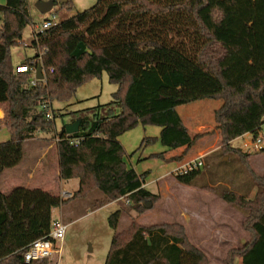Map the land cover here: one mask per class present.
Listing matches in <instances>:
<instances>
[{
	"label": "trees",
	"instance_id": "16d2710c",
	"mask_svg": "<svg viewBox=\"0 0 264 264\" xmlns=\"http://www.w3.org/2000/svg\"><path fill=\"white\" fill-rule=\"evenodd\" d=\"M0 17V129L9 134L0 142V173L22 160L25 140L39 132H55L54 110L53 119H45L43 101H69L78 86L102 72L117 85L109 102L69 111L73 122L80 120L79 130L65 136L62 127L56 137L60 179L79 181L69 198L22 186L7 194L0 191V264H49L48 258L25 263L23 253L30 243L47 236L52 209L72 198L98 191L101 198L95 208L120 198L137 214L151 208L160 195L145 187L149 171L137 173L127 164L118 138L137 126L159 127V135L143 136L135 151L159 141L165 150L147 158L180 164L204 133L192 134L176 108L204 99L222 101L214 112L221 144L216 159L236 154L250 183L245 191L237 179L201 184V167L175 178L217 194L244 216L242 226L249 239L228 252L226 264H264V174L250 167L252 153L230 145L246 133L255 141L264 124V0H95L92 7L55 27L33 33L34 55L19 64H41L44 79L34 83L30 71H15L11 57V48L23 44L22 31L32 20L27 0H5ZM112 27L161 28L178 38L196 33L202 43L191 60L152 39L107 45L87 40ZM73 138H80L79 143L72 144ZM178 148L183 151L171 154ZM121 214L118 209L109 215L113 230ZM104 264H207V258L189 242L182 225L146 226L132 219L127 228L114 232Z\"/></svg>",
	"mask_w": 264,
	"mask_h": 264
},
{
	"label": "rangeland",
	"instance_id": "374dc122",
	"mask_svg": "<svg viewBox=\"0 0 264 264\" xmlns=\"http://www.w3.org/2000/svg\"><path fill=\"white\" fill-rule=\"evenodd\" d=\"M38 1L47 0H27L32 20L31 23L27 24L22 31L23 44L11 48V57L14 63L25 56L31 57L34 55L35 51H33V48L30 47V43L31 39L33 38L35 26L41 25V23L45 19H52V17L55 22H60L61 20L70 17L76 14L77 12H81L85 9L92 7L95 3V0H69L71 5L65 7L61 5V3L66 0H54L56 4L51 8L50 11L46 13H41L35 6ZM4 3L5 0H0V4ZM115 28L112 27L110 30L95 32L87 36V40L94 44L107 45L130 40L152 39L179 50L183 55H185L191 60H195L196 52L202 43V39L196 33H187L188 35L185 34L183 37L178 38L172 35L167 30L161 28L140 29L134 31H120L116 30ZM78 32L82 33L81 30H79ZM116 88L117 85L110 82L107 74L105 72H102L100 76L91 78L88 81L82 83L80 86H78L74 96L69 101H53L52 108L55 113L54 131H59L62 126L69 124V122H73L72 117L70 116V114H68L69 111H75L79 109L93 107L97 104L107 103L111 100L112 93L116 90ZM205 101H208L207 103H210V105L214 104V107H212L211 111L212 117L213 109L221 103L220 100L208 99L184 104L180 106L178 112L182 113L184 108L193 107L194 105L204 103ZM2 115L3 112L0 111V117ZM206 119H208L207 122L210 121V118L208 116ZM153 127L155 126H149V129L145 130L142 126H137L136 128L123 134L122 137H127L126 144H123L126 148H124L126 153L124 159L128 165L130 159L134 160L132 162V166L135 165V162L139 161V155L143 152L144 149H140L138 151L135 150L139 146L143 136H154L150 133L151 129H154ZM2 133L3 132L1 130L0 141H2ZM141 133H143V136H141ZM5 135L7 137L6 132ZM56 135V132H53V134L50 136L51 139L56 138ZM259 138V145L261 147L260 149H262L264 148V124H262L261 129L259 130ZM158 142L159 141L145 148L153 146ZM253 142L254 140L252 138V135L250 133H246V135L244 136L235 138L232 141L231 145L234 147H240L242 151L252 153L251 156L253 157L251 159V156L248 158V163L250 167L258 174H264V152L257 153L258 151H256L252 146ZM23 148L24 162L22 164V167L17 171V174H14L12 176V178L8 182V185L5 188H8L12 185H21L32 188L33 186H35L40 176L44 177L47 175L46 172H42V164L39 163H43L48 159L50 160L53 151L48 153L47 159H43V161H39L38 163H36V155L34 156V158H30L31 154L30 148H28V143L24 144ZM201 154H203V156L205 155L207 158L204 162V165L201 167V174L197 178L198 183L215 186L218 184L217 181L234 183L237 179L242 182V187L245 191L246 185L248 184V182L250 183V178L241 160L236 154L230 153L217 159L215 157V152L208 154V152L204 150L201 152ZM205 156L202 158V160H204ZM192 158L194 159V156L190 158L186 157L181 163H185L186 161L191 160ZM48 162L50 163V161ZM141 162L143 161L140 160L138 163ZM149 164H151V162ZM173 165L166 164L161 169H156L154 166H150L153 173L152 176H148V174L146 179L152 180V182L148 185L147 188L153 193H159L158 186L153 181L154 178L156 176H159L160 174H163L164 172H167L168 174H170L171 172L172 173L170 176L165 175V179L162 176L161 185H168L164 191V199L160 200L161 195L159 193L160 198L153 204L151 208L144 211L143 213H138V215L145 213L138 219L134 218V214L130 210V205H128L125 200H118L110 205H102L100 207L95 208L94 204L96 202V199L101 198V193L98 191L91 192L85 198H72L68 200L64 205L60 207H55L52 210L51 216L58 217L59 210L63 211V216L61 217V220L65 224L66 228L62 241L57 242V247L60 249L59 254H55L53 255V257L49 258L48 263L104 264L114 232L122 231L127 228L132 219L146 226L161 223H177L184 227L180 220H178V217L180 215L183 217L184 213H186L188 216L187 218H189L190 221L191 216L190 214H188V211H190L194 206V191L186 188L185 186H176L175 182H173L171 178L172 176L175 177L176 174L175 171H173ZM48 167V172L50 176L52 174V165L50 164ZM29 170H34L33 179H31V176H29L28 174ZM144 170L142 169L140 173L144 172ZM155 172L156 174H154ZM66 180L61 179L60 184L55 186L53 185V187L55 188L54 192L57 193V195H60V190H66L71 194L76 190L77 187H75V184H79L78 179L70 178ZM193 187L200 190H205L199 188L198 186ZM0 191L2 192V176H0ZM254 192L255 188H253L252 192L250 193V197L253 196ZM231 207L234 208L233 206ZM118 209L122 211V214L119 218L116 229L113 230L109 226L108 217L112 212ZM234 209L238 212V214L236 213L231 216V220L228 222L229 227H227L223 223V220L220 218H209L211 220L209 221L211 222V227H222L223 225L224 232H220L223 235V238H219V234H217L215 231H212V240H210V242H207L203 248L197 247L206 256L207 264H226L225 258L228 252L231 249L240 248L243 243L249 239V233L242 226L244 216L239 210H237L236 208ZM187 232L188 234L186 233L185 229V234L191 244L192 241L189 238L190 235L191 238H197L199 235H206V233L202 232L197 227H195L193 231L189 227V231ZM238 261L239 258H235V262Z\"/></svg>",
	"mask_w": 264,
	"mask_h": 264
},
{
	"label": "crops",
	"instance_id": "0c3cea01",
	"mask_svg": "<svg viewBox=\"0 0 264 264\" xmlns=\"http://www.w3.org/2000/svg\"><path fill=\"white\" fill-rule=\"evenodd\" d=\"M33 51H34V49H33ZM24 58H26V56L23 57L22 59L18 60L15 63L17 65H21L19 63ZM204 100H208V99H204ZM209 100H212V99H209ZM195 102H197V101H195ZM207 102L208 101H205L204 103H201V104L199 103L198 105H194L193 107L184 108L182 113L178 112L180 106H178L176 108L178 115L180 116V118L182 119V121L184 122V124L186 125V127L189 129V131L192 134L204 133L203 134L204 136L196 142V145H195L194 149L192 150L191 154L187 155L186 157L190 158V157L194 156V158H196L198 155H201V152L204 150H206L209 154V153L217 151L221 146V144L219 142V133H218V130L215 128L216 123L214 121V112L217 108L220 107L222 101L220 104H218L219 106L217 105V107L213 109V112H212L213 116L212 117H211V111H212V107H214V104L210 105V103H207ZM215 105H216V103H215ZM207 116L210 118L209 122H207L208 121V119H206ZM69 123H72V122H69ZM62 127H64V126H62ZM62 127H61V129H62ZM153 128L154 129H151L150 133L157 137L160 133V128L159 127H153ZM61 129L59 131H55L57 135L61 131ZM144 129L148 130L149 126H148V128L145 127ZM1 130L3 132L2 133V141H5L9 138V134L5 128H1L0 132H1ZM5 132L7 133V137L5 135ZM57 135H56V137H57ZM244 135H246V134H244ZM244 135H242V136H244ZM50 136H51V134L49 135L46 132H39L37 137L25 140L23 142V147H24V144L28 143V148H30V154H31L30 158H34V156L36 155L35 156L36 157V163H38L39 161H43V159H47L48 153L53 151L52 157L50 160L48 159V160L44 161L43 163H41V162L39 163V164H42V172H46L47 175L44 177L40 176V178L37 180L35 186H33L32 188H39L41 190L48 191L49 193H51L53 195H57V193L54 192L55 188L53 187V185L55 186V185L60 184L61 179L59 177V171H58V154H57L56 138L51 139ZM122 136H123V134L118 139H119L120 143L125 148V145L123 143L126 144V140H127L126 138L127 137H122ZM141 136H143V133H141ZM123 139H124V141H123ZM232 141L230 142V145H231ZM157 144H159V145H157ZM153 146H150L148 148H144V150L142 149L143 152L140 153V155H139V161L142 160L143 162H141V163H138L139 161L135 162V165L132 166V162L134 160L130 159L129 166L133 167L137 173H140V171H142V169L144 170L147 168L146 170L149 171L148 176H152L153 172H152V169L150 168V166H154L156 169H161L166 164H172V165L174 164L173 165L174 166L173 171H175V169L178 166L183 164V163L178 164L176 162L165 163V162L160 161L158 159H148L147 157L149 154L165 150V148L159 142ZM182 151H183V148H178L176 150H173L171 152V154H179ZM252 157L253 156H251L250 159ZM48 161H50V163ZM23 162H24V148H23L22 160L15 167L10 168V169H5L0 173V176H2V193L7 194L13 188H15L17 186H21V185H14V186L12 185V186H9L8 188H5L8 185V182L12 178V176L14 174H17V171L22 167ZM150 162H151V164H149ZM50 164L52 165V170H51L52 174L49 176V172H48L49 167L48 166ZM146 170H144V171H146ZM171 173L168 174L167 172H164L163 174L156 176L153 180L154 183H156L158 186V189H159L158 191L161 195L160 200L164 199V196H163L164 191L168 186L166 184H165V186L161 185L162 184V176L165 179L166 178L165 175L170 176ZM28 174H29V176H31L30 177L31 179L34 178V170H29ZM154 174H156V172ZM171 178H172V181L175 182L176 186H185L186 188L194 191V198H195L194 199V201H195L194 206L192 204L193 208L190 211H188V214H190V216H191L190 221H189V218H187L188 216L186 213H184L183 217L181 215L178 217V220H180V222L184 225L187 234H188L187 231H189V227L191 228L192 231L194 230L195 227H197V228H199V230L206 233L205 236L199 235L197 238H191V235L190 236L188 235L190 240L192 241V244L198 248H203L207 242H210V240H212V235H211L212 231H215L217 234H219V238H223V235L221 234L222 232H224L223 225H222V227L216 226L213 228L210 225L211 222H209V221H211V220L209 218L210 217H214V218H218V219L220 218L223 220V223L227 227H229L228 222L231 220V216L236 214V213L238 214V212L234 208H232L229 204L225 203L222 199H220L216 194L209 192V191L197 189V188L190 186V185L181 184L173 176ZM66 181H68V180H66ZM151 182H152V180L146 179L145 180V187L147 188ZM75 185H76L75 187H77L76 188V190H77L79 184L76 183ZM22 187L29 188L26 186H22ZM61 191L62 190H60L59 192H61ZM64 191H66V190H64ZM118 200H125L126 201L125 198H120ZM118 200H116V201H118ZM113 202H115V201H112L110 203H106L104 205L107 206V205L112 204ZM179 211H180V209H179ZM70 212H68V213H70ZM132 212L134 214V218H136V219H138L140 216L145 214L144 213V214L138 215L134 211H132ZM179 214H180V212H179ZM62 216H63V211L59 210L58 217H52V216L51 217H52V219L53 218L54 219L55 218L61 219Z\"/></svg>",
	"mask_w": 264,
	"mask_h": 264
},
{
	"label": "built area",
	"instance_id": "2783aa9c",
	"mask_svg": "<svg viewBox=\"0 0 264 264\" xmlns=\"http://www.w3.org/2000/svg\"><path fill=\"white\" fill-rule=\"evenodd\" d=\"M58 22H55L50 18L45 19L41 25L35 26L34 33H39L42 31H45L46 29L55 27ZM35 70L36 66H26V65H17L15 67V71L17 72H24V71H30L32 74L31 83H34L35 80ZM40 110L45 117V119H53V108L52 104L49 101H43L40 104ZM66 134L65 136H67ZM72 144L76 145L79 143L80 138H73L70 140ZM260 138L258 137L253 143V148L258 151L260 150ZM203 154L198 155L196 158L186 161L185 163L181 164L175 169L176 174H184L188 171L197 169L202 167L203 165ZM71 196V193L68 191L62 190L60 192L61 198H69ZM128 203V201H126ZM65 224L60 218H53L50 222V230L44 238L37 239L30 243V245L26 248V250L23 253V259L25 263H30L34 261H41L45 258H51L55 254H59L60 249L57 247V242L62 241L65 233Z\"/></svg>",
	"mask_w": 264,
	"mask_h": 264
},
{
	"label": "water",
	"instance_id": "95a60500",
	"mask_svg": "<svg viewBox=\"0 0 264 264\" xmlns=\"http://www.w3.org/2000/svg\"><path fill=\"white\" fill-rule=\"evenodd\" d=\"M64 1V0H63ZM56 4L54 0H47V1H38L35 6L38 9L39 12L41 13H46L51 10V8ZM35 78L37 80H43L44 79V74L42 71V66L41 64H38L36 66L35 70ZM80 126V120L77 119L72 123H69L64 126L66 134H73L76 133L79 130Z\"/></svg>",
	"mask_w": 264,
	"mask_h": 264
}]
</instances>
